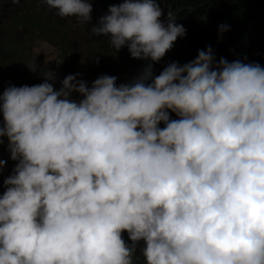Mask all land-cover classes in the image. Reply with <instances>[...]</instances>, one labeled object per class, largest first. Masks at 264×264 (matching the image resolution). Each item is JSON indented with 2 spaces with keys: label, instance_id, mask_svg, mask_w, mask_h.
<instances>
[{
  "label": "clouds",
  "instance_id": "clouds-1",
  "mask_svg": "<svg viewBox=\"0 0 264 264\" xmlns=\"http://www.w3.org/2000/svg\"><path fill=\"white\" fill-rule=\"evenodd\" d=\"M44 2L91 21L89 0ZM175 21L158 0H123L92 31L157 63L185 35ZM214 60L207 47L119 85L74 74L54 90L45 73L5 88L0 137L16 163L0 264H134L141 241L144 264H264V67Z\"/></svg>",
  "mask_w": 264,
  "mask_h": 264
},
{
  "label": "trees",
  "instance_id": "trees-1",
  "mask_svg": "<svg viewBox=\"0 0 264 264\" xmlns=\"http://www.w3.org/2000/svg\"><path fill=\"white\" fill-rule=\"evenodd\" d=\"M91 21L78 23L76 17L61 18L55 9H49L44 0H0V94L9 86L36 85L44 82L45 73H52L49 82L59 90L68 75L96 79L102 75L116 76V84L133 80L152 63L153 76L159 75L171 62L180 65L194 60L198 51L211 47L215 60L258 63L264 67V0H158L165 14L171 12L176 23L185 28L172 48L157 63L130 57L127 47L116 52L109 37L95 35L93 26L107 14L110 5L123 0H89ZM227 30L220 31V26ZM36 41H42L56 50L53 65L40 64L33 52ZM90 71L91 73H87ZM150 82V81H149ZM73 100L82 97L73 92ZM170 119L178 117L169 111ZM3 116L0 113V126ZM159 127L163 128L161 122ZM0 196L5 191L4 179L15 165L7 150V139L0 137ZM122 238L128 240L126 232ZM138 244L134 264H144Z\"/></svg>",
  "mask_w": 264,
  "mask_h": 264
},
{
  "label": "rangeland",
  "instance_id": "rangeland-1",
  "mask_svg": "<svg viewBox=\"0 0 264 264\" xmlns=\"http://www.w3.org/2000/svg\"><path fill=\"white\" fill-rule=\"evenodd\" d=\"M33 52L39 55L40 64L47 65L48 67H53L55 60H56V50L53 49L51 46L47 45L42 41H36L33 45ZM87 73H91L87 71ZM80 80H83L87 86H91V83L95 80L93 75L91 74L90 78L86 76H81Z\"/></svg>",
  "mask_w": 264,
  "mask_h": 264
}]
</instances>
